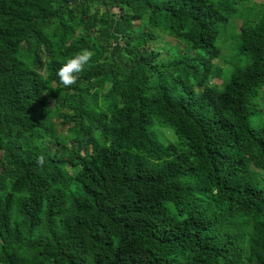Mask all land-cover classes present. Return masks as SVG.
Wrapping results in <instances>:
<instances>
[{"label": "trees", "instance_id": "1", "mask_svg": "<svg viewBox=\"0 0 264 264\" xmlns=\"http://www.w3.org/2000/svg\"><path fill=\"white\" fill-rule=\"evenodd\" d=\"M0 52V264H264V0H0Z\"/></svg>", "mask_w": 264, "mask_h": 264}, {"label": "rangeland", "instance_id": "2", "mask_svg": "<svg viewBox=\"0 0 264 264\" xmlns=\"http://www.w3.org/2000/svg\"><path fill=\"white\" fill-rule=\"evenodd\" d=\"M240 24H241L240 19H236L234 21L233 32L238 31ZM172 43H173L172 38L162 35L155 42L151 43L149 46L152 48L163 51ZM164 54L165 53L163 52V54H162L163 58H165ZM41 58L44 59L43 56H41ZM12 62L13 61L11 59L5 57L0 52V70H2L3 72H7L9 69V65ZM213 63L215 65H217L218 67L223 68V69H234V68L244 67L246 65V58H245V56L240 55L238 53H233V51L229 48V43L226 42L224 47L222 48L219 56L213 60ZM35 67L40 73H42V74L44 73L43 67H41V66L40 67L35 66ZM165 131H166V129L164 130V134L166 135V137L169 139H172V136Z\"/></svg>", "mask_w": 264, "mask_h": 264}, {"label": "clouds", "instance_id": "3", "mask_svg": "<svg viewBox=\"0 0 264 264\" xmlns=\"http://www.w3.org/2000/svg\"><path fill=\"white\" fill-rule=\"evenodd\" d=\"M94 56L90 49H83L67 59L57 72L60 84L65 88L75 85L79 79V73L83 72ZM43 163V157L37 158V164Z\"/></svg>", "mask_w": 264, "mask_h": 264}]
</instances>
